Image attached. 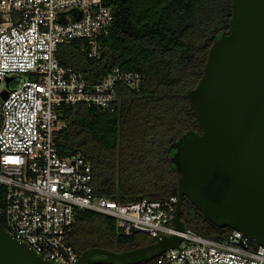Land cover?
Masks as SVG:
<instances>
[{
	"label": "built area",
	"instance_id": "obj_1",
	"mask_svg": "<svg viewBox=\"0 0 264 264\" xmlns=\"http://www.w3.org/2000/svg\"><path fill=\"white\" fill-rule=\"evenodd\" d=\"M112 20L110 0H0V83L12 76L0 89L3 227L53 264H76L79 254L68 237L81 211L112 218L126 236L179 235L178 246L157 256L155 264H264V247L237 230L217 239L175 230L177 196L128 204L97 196L86 157L58 155L53 136L64 127L62 105L113 112L118 86L139 87L136 71L115 66L90 82L55 57L58 45L75 43L89 59H101Z\"/></svg>",
	"mask_w": 264,
	"mask_h": 264
},
{
	"label": "trees",
	"instance_id": "obj_2",
	"mask_svg": "<svg viewBox=\"0 0 264 264\" xmlns=\"http://www.w3.org/2000/svg\"><path fill=\"white\" fill-rule=\"evenodd\" d=\"M110 2L113 20L101 59H89L75 43L58 45L55 57L90 82L115 66L138 72L141 82L137 89L117 87L113 112L83 103L62 105L64 127L54 133V145L59 156L86 157L95 195L123 204L164 200L177 194L167 148L183 134L200 131L186 93L200 79L213 41L228 32L231 0ZM180 219L209 239L231 230L215 226L188 199ZM68 240L78 254L91 247L119 253L148 245L152 237L138 231L126 236L112 218L81 211Z\"/></svg>",
	"mask_w": 264,
	"mask_h": 264
},
{
	"label": "water",
	"instance_id": "obj_3",
	"mask_svg": "<svg viewBox=\"0 0 264 264\" xmlns=\"http://www.w3.org/2000/svg\"><path fill=\"white\" fill-rule=\"evenodd\" d=\"M231 7L228 32L213 41L200 79L186 93L200 131L167 148L177 175L172 226L186 229L180 209L188 199L215 226L264 247V0H231ZM180 241L162 235L119 253L91 247L76 264H141ZM0 264L53 263L0 225Z\"/></svg>",
	"mask_w": 264,
	"mask_h": 264
},
{
	"label": "rangeland",
	"instance_id": "obj_4",
	"mask_svg": "<svg viewBox=\"0 0 264 264\" xmlns=\"http://www.w3.org/2000/svg\"><path fill=\"white\" fill-rule=\"evenodd\" d=\"M15 76H18V75H15ZM21 78L25 77V75H19ZM12 77L11 75H7L3 81H1L0 83V89H4V88H7L8 87V80L9 78Z\"/></svg>",
	"mask_w": 264,
	"mask_h": 264
}]
</instances>
